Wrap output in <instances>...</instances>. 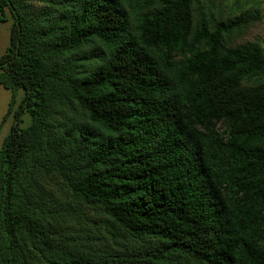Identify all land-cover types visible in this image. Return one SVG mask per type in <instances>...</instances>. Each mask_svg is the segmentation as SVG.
Segmentation results:
<instances>
[{
	"label": "trees",
	"instance_id": "16d2710c",
	"mask_svg": "<svg viewBox=\"0 0 264 264\" xmlns=\"http://www.w3.org/2000/svg\"><path fill=\"white\" fill-rule=\"evenodd\" d=\"M43 1L0 0L7 114L23 91L0 148V264H264V48L230 43L259 15ZM49 173L101 218L58 230Z\"/></svg>",
	"mask_w": 264,
	"mask_h": 264
},
{
	"label": "rangeland",
	"instance_id": "374dc122",
	"mask_svg": "<svg viewBox=\"0 0 264 264\" xmlns=\"http://www.w3.org/2000/svg\"><path fill=\"white\" fill-rule=\"evenodd\" d=\"M24 6L28 13H36L38 10L43 8L46 3L43 0H23ZM207 5V2L203 0ZM213 1L214 14L217 11H221L222 17L228 16L234 10L235 14L243 10H250L259 15V19L249 24L245 28L236 31L230 40L233 45L244 43V42H258L264 48V0H211ZM210 2V1H209ZM220 5H224L223 8L219 9ZM233 9V10H232ZM219 14V12H218ZM218 14L216 16H218ZM7 21L0 22V55L4 54L9 44V31L12 24L13 18L7 10ZM264 79V73L261 76ZM12 92L10 89L4 88L0 85V148L3 138L8 134L11 124L16 120V111L18 110V104L23 95L21 89L17 90L14 102L11 106L10 112L7 114L9 102L11 100ZM6 114V118L3 121V117ZM30 123V115L24 112L21 115L20 127H27ZM40 187L43 188L42 199L46 201L54 200L59 205L65 207L64 216L62 219L63 223L56 226V228L64 230L70 226L72 230L77 229L79 226L77 223V215H81V218L89 217L90 219H98L100 213L95 209H89L78 202H76L71 194L67 191L63 181L55 174H42L39 175ZM83 214V215H82ZM51 221V220H50ZM89 230L94 231L92 226H89ZM60 231V232H61ZM69 231V230H68ZM72 232V231H71ZM96 231H94L95 233ZM90 236H93L91 234ZM100 241H93L96 245Z\"/></svg>",
	"mask_w": 264,
	"mask_h": 264
}]
</instances>
